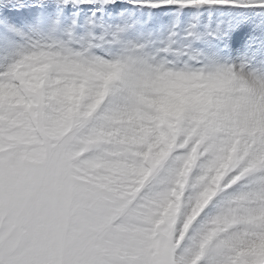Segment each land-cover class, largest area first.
<instances>
[{"label":"snow or ice","instance_id":"6c2138e0","mask_svg":"<svg viewBox=\"0 0 264 264\" xmlns=\"http://www.w3.org/2000/svg\"><path fill=\"white\" fill-rule=\"evenodd\" d=\"M0 264H264V0H0Z\"/></svg>","mask_w":264,"mask_h":264},{"label":"clouds","instance_id":"9594fccd","mask_svg":"<svg viewBox=\"0 0 264 264\" xmlns=\"http://www.w3.org/2000/svg\"><path fill=\"white\" fill-rule=\"evenodd\" d=\"M167 87L174 92H183L185 89H189V90L207 89L209 85L199 84L196 82L177 81L175 83L169 84Z\"/></svg>","mask_w":264,"mask_h":264}]
</instances>
